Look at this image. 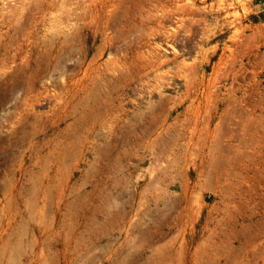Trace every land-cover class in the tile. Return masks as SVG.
I'll list each match as a JSON object with an SVG mask.
<instances>
[{"label": "rangeland", "instance_id": "rangeland-1", "mask_svg": "<svg viewBox=\"0 0 264 264\" xmlns=\"http://www.w3.org/2000/svg\"><path fill=\"white\" fill-rule=\"evenodd\" d=\"M0 264H264V0H0Z\"/></svg>", "mask_w": 264, "mask_h": 264}]
</instances>
